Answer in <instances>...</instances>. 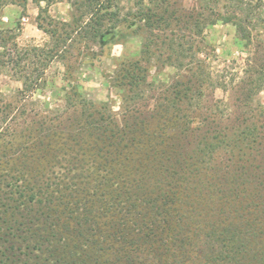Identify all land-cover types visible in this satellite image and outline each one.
<instances>
[{"label":"trees","instance_id":"16d2710c","mask_svg":"<svg viewBox=\"0 0 264 264\" xmlns=\"http://www.w3.org/2000/svg\"><path fill=\"white\" fill-rule=\"evenodd\" d=\"M28 1L0 0V13ZM31 1L43 45L20 47V19L0 14V75L21 84L11 95L0 87V264H264V110L248 95L264 88V71L249 64L257 77L234 109L208 101L205 41L194 39L220 21L249 44L264 0H231L213 22L168 0L125 12L121 0H69L67 20L45 21L56 0ZM127 22L145 35L139 57L106 76L117 110L86 100L68 72L67 108H26L50 63L95 57Z\"/></svg>","mask_w":264,"mask_h":264},{"label":"rangeland","instance_id":"374dc122","mask_svg":"<svg viewBox=\"0 0 264 264\" xmlns=\"http://www.w3.org/2000/svg\"><path fill=\"white\" fill-rule=\"evenodd\" d=\"M135 1L121 0L120 4L123 6V11L131 9ZM241 1L244 7L247 0ZM168 2L173 7L186 13L192 11L204 12V16H207V19L204 17L203 22L207 20V22H213L211 20L216 18L215 13H226V10L229 9L231 11L232 7L231 0H168ZM255 3L256 1H253V4ZM40 6L45 7V3L41 2ZM261 12L263 19L255 21L254 25H249V30L251 31V42L249 44H244L239 39L232 23H222L220 21L215 24H209L203 28L201 33L194 35L195 41L201 39L205 41L204 44L200 45L204 53L197 52V56L203 60L202 66L204 69H209L208 71L211 72L212 83L209 82L205 86V98L208 101L226 102L234 109L233 105L238 103L237 98L239 96V98H244L242 94L246 95V88L251 86L248 78L255 79L257 77L255 74L248 73L249 64L251 63L252 69L264 71V7ZM38 13L39 7L31 0L28 1L24 10L17 5H9L1 11L3 22L8 23L11 20L20 19L21 30L16 38L20 47L43 45L48 41V36L37 27L36 16ZM69 13V0H56L54 4L48 7V11L43 13V18L45 21H49V19L65 21L69 18ZM239 15H242V13ZM136 24L139 23L137 22ZM9 25L11 26V23ZM135 27L133 25L130 27L127 22L111 30L109 41L103 42L102 48H94L95 57H91L92 54L90 52L87 55L85 54V56L84 53L86 52L81 54L75 51L76 57L72 56L65 63L66 65L56 60L50 63L44 76L47 79L46 87L29 98L26 102V108L48 115H53L67 108L62 87L67 82L64 80L63 75L68 72L72 75V81L79 83L83 87L86 100L95 104L109 100L117 110L120 101L114 92L109 89L106 76L118 62L139 57L141 42L145 33L143 30L135 33ZM224 69L226 78L224 83H222V79L217 74ZM154 70L153 66L150 67L151 73H154ZM173 71L175 72V70ZM231 77H234V80L231 81ZM20 86V82L11 79L7 75H0V87L5 93L11 95ZM250 90L248 92L250 107L255 108V113L263 111L264 88L255 94H252L253 89ZM8 100L13 101L14 97H10ZM44 101H48L47 111L49 113L43 111L45 110L43 108ZM56 107L57 109L55 110L54 108ZM115 108L113 109L115 110Z\"/></svg>","mask_w":264,"mask_h":264}]
</instances>
